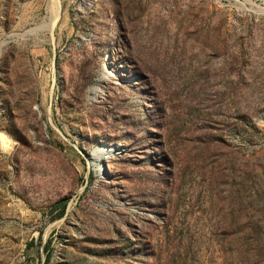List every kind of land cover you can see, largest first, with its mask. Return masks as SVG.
Here are the masks:
<instances>
[{"label": "rangeland", "instance_id": "rangeland-1", "mask_svg": "<svg viewBox=\"0 0 264 264\" xmlns=\"http://www.w3.org/2000/svg\"><path fill=\"white\" fill-rule=\"evenodd\" d=\"M0 264H264V0H0Z\"/></svg>", "mask_w": 264, "mask_h": 264}, {"label": "trees", "instance_id": "trees-1", "mask_svg": "<svg viewBox=\"0 0 264 264\" xmlns=\"http://www.w3.org/2000/svg\"><path fill=\"white\" fill-rule=\"evenodd\" d=\"M59 205H60V216H62L66 208V201L65 200L59 201Z\"/></svg>", "mask_w": 264, "mask_h": 264}, {"label": "bare ground", "instance_id": "bare-ground-1", "mask_svg": "<svg viewBox=\"0 0 264 264\" xmlns=\"http://www.w3.org/2000/svg\"><path fill=\"white\" fill-rule=\"evenodd\" d=\"M97 155V154H96Z\"/></svg>", "mask_w": 264, "mask_h": 264}]
</instances>
